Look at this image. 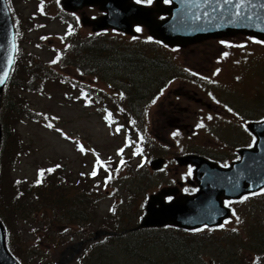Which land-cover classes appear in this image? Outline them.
Instances as JSON below:
<instances>
[{"label": "rangeland", "instance_id": "obj_1", "mask_svg": "<svg viewBox=\"0 0 264 264\" xmlns=\"http://www.w3.org/2000/svg\"><path fill=\"white\" fill-rule=\"evenodd\" d=\"M8 1L20 45L16 55L15 64L19 62L16 75L36 87V91L26 90L20 95L28 111L33 110L35 114L41 112L47 120L40 122L23 117L19 120L22 123H16L14 112L3 103L4 97L10 96L4 94L0 98L1 122L4 121L2 114L13 120L15 140L19 142L15 162L3 160L0 186L3 185L1 178H4L6 187L0 211L6 216L5 210H10L6 203L11 196V181L14 178L31 182L38 167L58 162L59 167L65 168L68 179L73 180L74 190L87 189L85 193L89 197L85 200L92 207L90 209L84 203L79 205V208L92 210L88 222L77 218L69 221L67 216L78 215L68 214L63 208L44 203L47 215L56 222L52 229H49L50 224L40 212L19 221H12L8 216L13 236L10 246L30 264H76L79 255L96 241V230L109 229L118 216L128 218L129 214L124 212L130 208L137 209L146 192H156L173 185L184 176V167L171 160L172 155L210 149L214 157L237 156L236 146L248 144L250 140L244 130L233 128L231 124L230 129H224L226 124L217 126L216 133L212 135L208 134L207 129L196 126L208 113L224 118L223 122L230 117L222 101L249 117L264 115L262 41L244 36L224 40L206 38L178 50L167 48V52L153 42L144 41V37L133 42L129 36L118 38L101 35L95 42V34L91 33L93 29L88 24L79 25L78 33L72 37L67 26L61 22L69 14L58 7L59 0ZM80 14L89 17L101 14V10L87 8ZM244 41L245 49L242 48ZM85 46H90L92 57L82 64L79 59L86 55ZM68 47L76 51L68 52L70 57L54 65L53 61ZM47 73L46 80L43 75ZM50 74L52 77L63 75L68 81L75 79L87 85L79 87L67 82L63 85L52 79ZM209 74L210 78L207 77ZM236 75L238 82L234 81ZM95 86L104 87L112 94L120 89L125 91L121 102L132 109V114L124 123L110 124L104 120L100 109L94 106L85 108L81 96L85 95L83 92L87 87ZM6 91L13 95L15 89H11L10 84ZM211 92L219 98L220 103L210 98ZM176 117L196 126L194 132L175 130L172 121ZM117 128L120 130L117 131ZM145 132L149 136V143L145 140H148ZM176 132L178 135L174 136ZM180 139L186 141L182 147L177 143ZM168 142L171 148L164 150ZM120 149H123L122 153H119ZM138 149L141 151L138 152ZM166 153L169 159L166 167L162 171L151 168L149 161ZM100 160V165L103 162L106 165H98ZM132 166L137 173L136 177L133 175L130 179ZM93 171L96 172L95 176L92 175ZM130 182L134 185L144 183L142 192L132 196ZM261 192L256 198L232 203L235 210L233 217L223 226L226 232L210 233V238L198 236L201 245L196 248L198 255L194 264H219L224 247L219 245L221 242L228 243L232 250H240L245 235L255 234L254 228L247 232L249 227L245 226L249 222L259 219L264 227V214L255 217L259 209L264 208V190ZM69 195L71 198L76 196L74 193ZM228 203L231 205V202ZM113 205L118 206L123 214L117 212L115 216L111 215ZM67 206L71 207V204L67 203ZM41 207L34 203L33 209ZM134 218L133 215L130 217L131 223ZM240 219L243 220L241 223ZM34 257L35 262L32 260ZM243 259L247 261L244 264H253L251 255L246 254ZM261 260V264H264V257ZM233 264H240V261ZM256 264H260V260Z\"/></svg>", "mask_w": 264, "mask_h": 264}, {"label": "water", "instance_id": "obj_2", "mask_svg": "<svg viewBox=\"0 0 264 264\" xmlns=\"http://www.w3.org/2000/svg\"><path fill=\"white\" fill-rule=\"evenodd\" d=\"M156 10L141 5H135L131 0H64L67 9L77 10L85 5L99 4L102 10H107L110 16L123 12L125 23L129 30L133 22L144 23L151 34L171 46H188L206 38L222 37L243 33L264 39V0H172L174 4L162 5L163 0H157ZM237 4H240L237 9ZM239 11V15H236ZM154 12L170 14L165 20H158ZM108 15L102 19L93 21L94 29L100 30L109 25H118L114 21H106ZM119 27V26H116ZM16 51L15 32L11 19V13L6 0H0V93L2 94L6 80L14 63ZM4 73H8L4 77ZM251 129L259 137L257 143L258 152L254 156L264 154V123L254 124ZM2 140V126L0 122V147ZM255 151H252L254 153ZM181 164L193 162L198 165L197 178L203 183L202 189L196 195H181L177 191L163 190L158 195H153L147 206V214L137 228L162 227L165 225L179 228L192 229L204 223L218 224L229 215V210L223 205V196H227V188L230 187L228 170L216 166L210 167V162L205 158L188 155L179 158ZM163 160L153 161V167L161 168ZM206 166L207 173H201ZM210 169V171H209ZM210 178L208 177V174ZM207 176V177H206ZM241 186L235 189L239 195L247 190V182L241 181ZM259 185H264V168L260 170ZM169 193L176 194L172 202L164 200L163 196ZM113 234L106 230H98L95 238L102 234ZM0 264H18L6 247V231L0 221Z\"/></svg>", "mask_w": 264, "mask_h": 264}, {"label": "trees", "instance_id": "obj_3", "mask_svg": "<svg viewBox=\"0 0 264 264\" xmlns=\"http://www.w3.org/2000/svg\"><path fill=\"white\" fill-rule=\"evenodd\" d=\"M91 57V55H90ZM18 64L14 67L13 74L9 81L11 84V89H15L13 95L5 92V95L10 97H4L3 103L12 112H14L16 123L19 122L23 117L30 119L41 120L43 113L35 114L33 110H27L23 104V97L20 92L26 90H35L36 87L31 85V82L27 80L17 78L16 71L18 70ZM16 75V76H15ZM13 96V97H11ZM4 119L3 125V138L0 150V163L1 170L3 171V160L8 163L15 162V158L18 155L17 146L19 142L15 140L14 134V123L9 117L4 114L1 115ZM21 154V153H20ZM126 163V160L123 164ZM106 165V162H103ZM112 165V164H111ZM53 169V168H52ZM43 170V175L40 173ZM60 170L57 172L47 171V169L40 168L37 174V178L28 182L23 178H14L12 183V192L6 205L10 210H5L6 216H4L0 211V217L3 219L6 227L8 240H12V230L9 226V221L7 218L10 216L12 221H19L25 216H33V213H41L45 217L47 223H49V229L54 228L55 220L53 217L47 215L48 211L43 205L44 203H49L54 207L57 206L58 209H65L68 214L76 213L78 216H67L69 221L74 218L86 219L85 222L91 219L92 207L85 200L89 197L85 192L87 189L81 191L80 188L74 190L76 187H72L73 180H69L65 175V172ZM119 171V170H118ZM131 174L129 178L136 173L134 172V167H131ZM2 179V186H0V202L4 203V188L6 187V182L4 178ZM62 182L61 183V181ZM59 182V183H58ZM129 183V182H128ZM131 183V182H130ZM64 185V186H63ZM144 183L137 182L135 185L130 184V193L134 196L140 194L143 190ZM74 193L76 196L71 198L69 194ZM133 196V195H132ZM145 197V195H144ZM141 200L139 207L135 210L128 209L125 214H129L124 218L118 216L108 230L116 232L112 235H104L101 239L90 243L86 250H84L76 260V264H194L197 262V247L201 245V239L198 236L206 238L204 234H199L197 231H187L183 229H178L174 227L166 228H146V229H135L140 221V217L144 212V207ZM75 200V201H73ZM127 200L125 201V203ZM34 203L37 206H42L41 208H34ZM67 203L71 204V207L67 206ZM84 203L88 208H79V205ZM24 206V208H20ZM20 208L15 210V208ZM74 208V209H72ZM113 212L111 215L120 214L118 206L114 205L112 207ZM264 208H260L255 217L263 215ZM123 214V212H121ZM94 215V214H93ZM135 216L134 222L130 220L131 216ZM254 215V214H253ZM16 216V218H15ZM95 217V216H94ZM112 220V219H108ZM68 226V223H65ZM250 228H254L253 235H245L243 238L242 246L243 248L232 250L228 243L224 244L221 242L219 245H224L222 257L219 259V264H233L235 261H240V264H244L245 261L243 256L246 254L251 255L252 258L264 257V227L261 226V220H256L252 225L249 226L247 232ZM69 227L67 228V230ZM106 229V228H105ZM65 231L64 233H67ZM95 233V232H94ZM245 239V240H244ZM56 244V243H55ZM246 247V248H245ZM249 263V262H248Z\"/></svg>", "mask_w": 264, "mask_h": 264}, {"label": "flooded vegetation", "instance_id": "obj_4", "mask_svg": "<svg viewBox=\"0 0 264 264\" xmlns=\"http://www.w3.org/2000/svg\"><path fill=\"white\" fill-rule=\"evenodd\" d=\"M199 73H201V72H199ZM207 77L210 78V74L207 75ZM177 97L180 98V96H178V95H177ZM177 101L180 102L181 100H177ZM208 107H211V106L209 105ZM228 114L230 115V117H228L229 119L227 118L224 122L222 121L224 119L222 117H216V116H213L210 113L205 114L203 116V117H205V119H201L200 120V124H197L196 126H197V128H199L198 125H203L200 128L201 129H203V128L207 129L208 134H212V135L216 133L217 126L220 127L221 125H226L227 124L224 129H230L231 127L229 126V124H231L233 128H238V129L242 128V124L244 123L245 118H246V113L242 114L240 111H238V113L229 112ZM209 117H211V119H209ZM172 124H174L173 128L175 130H177V131H181L183 129H186L187 131H193L194 132V130L196 129V126H193V125L191 126L190 123L187 124V122H184L182 119H179L177 117L173 119ZM200 154L204 155L203 152H200ZM206 155H204V156H206V157H208V158H210L212 160L215 159L214 155L211 154L210 149H209V151H208V153ZM185 169H186V167H184V170ZM191 170L193 171L194 167H191ZM191 185L195 189L198 188L197 184H192L191 183ZM184 186H185V184H183V186L181 187V191H182V188ZM186 192H188V191H186ZM32 260L35 262L36 261V257H34Z\"/></svg>", "mask_w": 264, "mask_h": 264}, {"label": "snow or ice", "instance_id": "obj_5", "mask_svg": "<svg viewBox=\"0 0 264 264\" xmlns=\"http://www.w3.org/2000/svg\"><path fill=\"white\" fill-rule=\"evenodd\" d=\"M137 2H140V0H137ZM147 2L148 3H151V0H147ZM224 2L225 3H229L230 2V0H224ZM244 2V0H240V4H242ZM240 4H237V9H239V7H240ZM40 11L42 12L43 11V5H41V8H40ZM236 15H239V11H237V13H236ZM137 31H140V29L139 28H137ZM223 43V42H222ZM224 55H227V53H225ZM56 61H53V63H55ZM217 71H219V70H217ZM7 75H8V73H4V77L6 78L7 77ZM4 82V80L3 79H0V83H3ZM153 103H155V101H153ZM230 111H231V109H229ZM110 115L111 114H109V116L108 117H106V119H110ZM209 119H211V117H209ZM134 123V122H133ZM203 125H198V127H202ZM48 127H52V125L51 124H49L48 125ZM120 129L119 128H117V131H119ZM173 135L175 136V135H178V133H173ZM143 139V137H141V140ZM81 151H83V148H81L80 149ZM119 151V153H122L123 152V149H120V150H118ZM138 152L139 151H141L140 149H138L137 150ZM121 163H123V161H121ZM57 167H59V165H57ZM47 171H49V172H51V171H54V169H48ZM44 173H43V170L41 171V173H40V175L42 176ZM92 175L93 176H95L96 175V172L95 171H93L92 172ZM111 177H109V179H110ZM253 195H256L257 193H252ZM244 199H247V197H245ZM220 227H223V225H221Z\"/></svg>", "mask_w": 264, "mask_h": 264}]
</instances>
